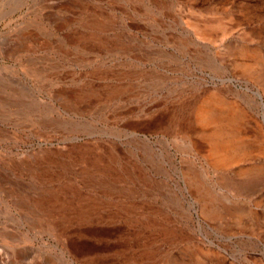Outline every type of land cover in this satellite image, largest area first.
Here are the masks:
<instances>
[{
    "label": "rangeland",
    "instance_id": "1",
    "mask_svg": "<svg viewBox=\"0 0 264 264\" xmlns=\"http://www.w3.org/2000/svg\"><path fill=\"white\" fill-rule=\"evenodd\" d=\"M0 264H264V0H0Z\"/></svg>",
    "mask_w": 264,
    "mask_h": 264
},
{
    "label": "bare ground",
    "instance_id": "2",
    "mask_svg": "<svg viewBox=\"0 0 264 264\" xmlns=\"http://www.w3.org/2000/svg\"><path fill=\"white\" fill-rule=\"evenodd\" d=\"M259 95V94H258ZM260 96V95H259ZM212 111H214V110H212ZM211 110H209V112L208 113H205L204 115H208V114H210L212 117H214L215 119H217V118H219V114L217 115V113H215V112H212ZM217 112V111H216ZM209 118V117H208ZM211 118V117H210Z\"/></svg>",
    "mask_w": 264,
    "mask_h": 264
}]
</instances>
